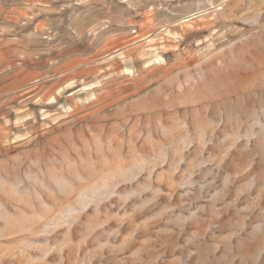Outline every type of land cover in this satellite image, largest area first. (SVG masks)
Returning a JSON list of instances; mask_svg holds the SVG:
<instances>
[{"label": "rangeland", "instance_id": "374dc122", "mask_svg": "<svg viewBox=\"0 0 264 264\" xmlns=\"http://www.w3.org/2000/svg\"><path fill=\"white\" fill-rule=\"evenodd\" d=\"M0 264H264V0H0Z\"/></svg>", "mask_w": 264, "mask_h": 264}]
</instances>
